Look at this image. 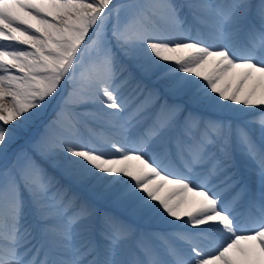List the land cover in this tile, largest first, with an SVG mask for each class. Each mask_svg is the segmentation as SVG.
Here are the masks:
<instances>
[{
	"label": "snow or ice",
	"instance_id": "obj_1",
	"mask_svg": "<svg viewBox=\"0 0 264 264\" xmlns=\"http://www.w3.org/2000/svg\"><path fill=\"white\" fill-rule=\"evenodd\" d=\"M0 264H264V0H0Z\"/></svg>",
	"mask_w": 264,
	"mask_h": 264
},
{
	"label": "rangeland",
	"instance_id": "obj_2",
	"mask_svg": "<svg viewBox=\"0 0 264 264\" xmlns=\"http://www.w3.org/2000/svg\"><path fill=\"white\" fill-rule=\"evenodd\" d=\"M178 2H181V3H188V2H190V0H178ZM254 2H256V0H254ZM185 12L187 13V12H189V9H187V8H185ZM188 19H189V22L190 23H193V24H195V26L196 27H199L198 26V24H197V22H195L194 20H193V18H192V16L191 15H189V17H188ZM240 36V35H239ZM239 36H237L236 37V39L238 40V41H241L242 42V40L239 38ZM130 67H131V65H130ZM131 70L133 71V73H134V75H135V77H136V80H143V82L144 83H147L148 85H149V87H152L153 85H152V82H151V80H146L145 78H143L141 75H140V73H139V71L137 70V69H135V68H131ZM136 80H133L130 84H128L126 87H124L121 91H122V94H123V96L130 102V104L131 103H134L133 104V106H131V107H135V104L136 103H139V100H137V99H135V97L137 96V92H138V90L136 89V87H135V83H136ZM158 86V85H157ZM34 128H36L35 126H33ZM91 127H93L97 132H100V131H103V129H97L98 127H95V125H94V123L91 125ZM32 128V127H31ZM31 128H29L27 131H25L24 129V131L22 130V129H20V130H18V136L20 137V139H18L16 142H18V141H20L21 139H23V138H25V137H27V133L30 131V129ZM42 130V124L38 127V128H36V130L34 131V133L32 134V136H29V138L30 139H35L38 135H39V133H40V131ZM29 139V140H30ZM24 145V144H23ZM12 146V145H11ZM10 146V147H11ZM22 146V145H21ZM20 146V147H21ZM20 147H18L17 148V150L20 148ZM10 150V148L8 149V151ZM237 159H239L238 157H237ZM237 167H239V165H237ZM220 179L221 180H223V179H225V177L224 176H221L220 177ZM167 193V192H166ZM166 193H161V195H165ZM101 207H103V205H101ZM244 207V206H243ZM149 230H153V231H163V229H161V228H159V227H157V226H150V225H142V226H140V228H139V230L138 231H149Z\"/></svg>",
	"mask_w": 264,
	"mask_h": 264
},
{
	"label": "bare ground",
	"instance_id": "obj_3",
	"mask_svg": "<svg viewBox=\"0 0 264 264\" xmlns=\"http://www.w3.org/2000/svg\"><path fill=\"white\" fill-rule=\"evenodd\" d=\"M209 70H210V68H209ZM18 123V122H17ZM237 165H239V159H237ZM170 187H172V186H167L161 193L163 194V193H166L167 192V190H168V188H170ZM133 242V245H134V243H135V238H134V240L132 241Z\"/></svg>",
	"mask_w": 264,
	"mask_h": 264
}]
</instances>
